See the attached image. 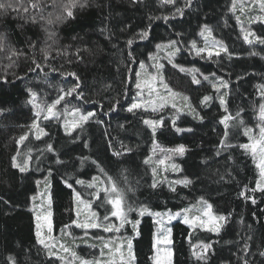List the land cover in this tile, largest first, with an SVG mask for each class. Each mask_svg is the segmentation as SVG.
<instances>
[{
	"label": "trees",
	"instance_id": "trees-1",
	"mask_svg": "<svg viewBox=\"0 0 264 264\" xmlns=\"http://www.w3.org/2000/svg\"><path fill=\"white\" fill-rule=\"evenodd\" d=\"M177 7L184 8L183 16L177 15L167 22L149 20V17L171 16ZM13 15L0 16V33L6 34L8 44L24 55L14 57V66L8 68L9 60L0 53V76L7 74L10 81L0 83V109L4 110L0 115V264H8L9 256L14 257L17 264H60L58 260L49 259L36 242L31 201L38 189L37 181L45 182L49 189L52 227L54 235H58L62 230L72 233L71 228L65 226L75 218L73 189L65 186L66 180L82 199L92 201V210L101 219L106 208L110 212L109 205L101 206L100 200L93 201L91 193L96 189L86 186L97 176L101 180L110 176L116 181L126 191L127 205L134 209L144 206L153 211H176L203 198L215 214L229 217L219 234L173 222L170 225L173 264H203L192 255V245L201 243L212 245L207 253V264H244V258L248 264H264V257L259 255L264 251V193L250 191L255 188L257 176L249 154L239 147L246 143L243 127L229 129L228 142L233 147L221 149L217 154L225 131L219 123L223 116H235L239 111L244 126L256 127L261 103L256 86L264 84V45L254 40L252 44L245 43L240 29L250 20L240 17L241 24H237L231 0H193L191 7H185V0H176L175 6H162L159 0H143L136 4L132 0H87L86 7L74 10L73 18L49 26L56 33L55 43L48 39L41 24H25L20 19H13ZM204 25L227 46L231 58L225 53L212 57L201 54V58L190 50L193 40L198 46L199 32ZM260 25L255 23L250 27L258 31L262 28ZM144 31L148 35L141 39L139 34ZM129 40L132 41L130 46ZM173 40L179 41L181 47L173 59L179 67L163 63L165 81L174 91L189 98L187 104L195 108L202 119L194 118L186 105L180 108L178 115L168 108L155 113L142 109L128 112L126 109L137 91L134 78L140 62L148 64L157 45H167ZM32 43L36 45L35 49L29 47ZM48 45H52L53 58L44 61L41 49ZM57 51L67 52V55L58 56ZM252 52L258 55L253 56ZM33 58L49 67L29 71L35 67ZM51 67L57 71L52 72ZM180 67L197 69L195 75L201 83L193 84V74L180 71ZM68 71L79 76L81 86L78 91L83 93V99H76L74 94L62 101L60 107L79 108L96 115L71 135L65 134L57 120L40 122L48 135L36 140L30 133L29 140L22 146V150L32 149L29 170L21 173L13 169L11 157L16 154L15 138L27 131L22 126L30 125L34 119L32 107L26 103L29 99L27 89L31 88L41 100L50 103L57 98L60 89L76 83L72 77L61 75ZM204 75L210 80H203ZM17 76L23 79H16ZM217 78L229 85L226 89L221 88L219 93H227L223 97L224 107L211 83L219 84ZM205 95L211 97L206 106L201 103ZM113 104H116V110L110 112ZM173 118L176 127L192 131L176 132ZM144 119L163 120L165 127L157 130L159 147L183 145L187 149L175 163L179 169L178 178L189 179L191 184L169 185L153 176L151 164L144 163L151 157L153 146L151 131L143 124ZM48 144L53 145L54 152L45 150ZM122 145L132 151L114 156L113 151H124ZM83 157L89 159L81 164ZM57 159L62 163H56ZM92 160L105 169L106 175L98 171ZM77 179L86 184H76ZM154 181L157 183L155 189L151 187ZM170 186L176 190L171 191ZM99 187L103 188V184ZM129 188L133 191H127ZM241 192L251 199L242 198ZM100 195L103 196L102 191ZM136 214V211L128 213L129 219L141 221L139 235H135L132 226L127 224L128 232H122V236L135 237L134 264H152L154 223L150 217H136ZM83 240L87 241L79 243V255L95 257L97 247L89 250L87 245L91 240ZM245 244L248 245L246 257ZM75 246L70 248L75 250Z\"/></svg>",
	"mask_w": 264,
	"mask_h": 264
},
{
	"label": "snow or ice",
	"instance_id": "snow-or-ice-1",
	"mask_svg": "<svg viewBox=\"0 0 264 264\" xmlns=\"http://www.w3.org/2000/svg\"><path fill=\"white\" fill-rule=\"evenodd\" d=\"M143 0H132L133 4L136 3H142ZM159 3L163 5H172L175 6L176 0H159ZM193 3V0H185V7H191ZM251 4L253 5L252 8L249 10L255 11L254 5H259V10L261 13H264V0H251ZM87 5V0H0V16H7V15H13V19H20L25 24L32 23V24H41L43 27V30L47 33L48 39L52 40L53 43H55L54 37L56 36L55 31H52L49 26L63 24L66 22L67 19L74 17V10L76 8L83 9ZM247 5L243 4V0H241V6L240 11L243 13ZM237 9V0H232V10L235 12ZM183 16L184 15V8L177 7L175 12L171 14V16H163V17H149V20L153 19H163L165 22L169 21V19H175L176 16ZM261 23H264V15H257L254 18ZM237 24H241L240 17H236ZM18 27H23V25H18ZM241 32L244 33L243 39L245 43L252 44L253 39H255L256 42L259 44L264 45V37L257 36L256 33L252 32L251 30H245L243 26L241 25ZM213 30L207 26L204 25L201 27L199 35L204 39V47H198L197 42L193 40L190 44V50L194 51L196 55H201L202 53H207L208 57H212L213 55L219 56L221 52L228 54L229 58H231V53L229 52L227 46L220 40H217L213 37ZM140 38H146L148 35L147 31H144L139 34ZM179 36L180 33H177ZM252 37L253 39H250ZM129 46L132 44V41H128ZM35 44L32 43L29 45L31 49H35ZM158 50L160 49H172L171 51L167 52V58L168 62L172 64L174 68L179 67L177 64L173 63V57L176 55V53L181 51V47L179 46V41L173 40L170 41L167 45H157L156 46ZM52 51V45H48L46 48L41 49L42 57L44 61H49L53 57L51 56ZM0 53L5 54V58L9 60V64L7 65L8 68H11L14 66L15 61L13 60L14 57H19L21 55H24L23 52L18 51L16 48L12 47L8 44L7 36L6 34L0 33ZM251 55L255 56L258 55L256 52L250 53ZM57 55H67V52H60L57 51ZM132 54L129 53V57L131 58ZM150 60L155 61L152 64V68L155 69L154 72H149L146 64L144 62H140L139 68L140 71L135 72L136 76V82H135V88L140 90L137 92V96H141L143 94V91L145 88L148 90V99L138 103L133 102L131 105L126 109L128 112H134V110H138L143 108L145 111H148L150 108L153 113L160 111L168 106L169 102L171 101V106L176 109L177 112H180L181 109L177 108L175 103V98L180 97L187 107H189L190 112L194 115V118H200L199 112L196 111L195 108L191 107V105L187 104L189 98L186 95H182L179 92L174 91L165 81L163 69L164 65L160 63L155 56H150ZM135 62V61H133ZM32 64L35 66L33 68H30L29 71H36L38 69H42L44 67H49L47 63L41 64L40 61L33 58ZM50 70L52 72L57 71L54 67H51ZM180 71L182 72H190L193 74L192 76V83L193 84H200L201 80L197 79L195 73L198 72L197 69H184L180 67ZM142 74L144 76V79L142 80ZM63 77H72L76 83L67 89H60L59 95L57 98L50 103L41 100L38 97V94L33 91L31 88L27 89L29 99L26 101L27 104L31 105L33 110V117L30 125L22 126L26 127L28 130L25 131L23 134H21L18 138H15L16 143V154L11 157V167L13 169H18L21 173H24L29 170L30 163L33 160L32 156V149L28 148L27 150H22V146L25 144V141L29 140V134L32 133L35 136L36 140H40L42 136H47L48 133L45 131L44 127H42L39 123L41 119L45 121H50L53 119L59 120L61 118V115L67 117L68 115L73 116L72 121H68L65 119L63 123V127L65 130L66 135H71L73 131H75L78 128H82L83 125L87 122H89L90 118L96 115L94 112H87L86 114L81 113L79 108H72L71 111L67 107H65L64 112L61 113L58 110V105L61 104L62 101H65L68 97H72L75 94L76 99H83V93L78 91L81 86V81L79 76L72 71L61 73ZM214 75V74H213ZM16 79H23V77L17 76ZM219 84L216 82H211L213 89L220 93L221 88H228V83L226 81H223L222 79H219ZM203 80L209 81L210 78L207 75L203 76ZM0 83L7 84L10 83V81L7 79V74L0 76ZM157 83L163 87L164 94H160L159 90L157 88ZM127 86V85H126ZM257 89L259 90L260 97H261V103L259 104L258 108V121L257 127L259 129L258 134L254 132L253 128L244 126V121L240 118V112L237 111L235 116H232L231 114L223 116L219 123L224 126V134L223 138L220 140L219 148L217 151V154H220V150L224 148H230L233 147L232 144L228 142L229 137V129L231 127H243L244 135L248 137L249 143L241 144L239 147L244 149L246 152L250 153L253 162L255 163L256 168L259 170V179L256 181L255 188L250 189L253 193L256 191H260L261 193H264V84L257 85ZM153 93H156L157 95L153 98ZM227 93L220 94L219 102L222 107L225 106V99L223 98L226 96ZM211 99L210 96L205 95L203 99L201 100V103L206 106V102H208ZM119 101L116 102L118 104ZM116 104H113V106L109 109V111H115L116 110ZM2 109H0V115L3 114ZM225 111L227 112V108L225 107ZM78 116V119L76 117ZM230 121H235L236 123H230ZM96 123H101V121H96ZM143 124L146 125L152 135V145L153 149L159 147L157 142V130L165 127V124L162 119H144ZM176 121L175 118L172 119V125L175 128L176 132H182V131H192V129H182L175 126ZM121 127H123L121 125ZM112 147V145H109ZM85 147H87V144H85ZM122 147H124L122 145ZM47 152H54V147L51 144H48L45 149ZM159 150L164 153L168 154H179L181 156L184 155L186 152V148L183 145H180L176 148H162L159 147ZM132 149L124 147L123 152H117L113 151L114 156H121L125 153L131 152ZM36 160H39V157H35ZM88 157L81 158V164H83L85 161H87ZM149 159H146L144 161L145 164L149 163ZM171 155H166L164 159L158 160V164L164 165L166 160H170ZM231 159V157H229ZM56 163H62L59 159L56 160ZM92 164L96 165L98 171L102 175H106L105 169L96 161L92 160ZM171 167L173 170L178 169V165L175 163L171 164ZM153 175H156V169H152ZM231 175V173H229ZM47 180V177L45 178ZM172 184H183L185 186L192 183L189 179H183V180H175L171 182ZM37 184H40V181H37ZM64 184L66 187L73 189L72 191V198L76 202V215L79 217L80 210L79 205H84L85 208L89 210V218L84 221L80 222L78 219L73 220L71 222V225H66L65 228H69L71 226H75L76 228H80L85 230V237L88 236V230L89 229H100L104 233H115L119 234L121 229L125 227L126 224H131L133 231L135 235H139L138 226L140 225L141 221L139 219L136 220H130L128 213L136 211L137 214L141 217H143L145 214H148L153 217H160L162 215H167L169 221L172 219H176L177 217L181 216V212H177L175 214L172 213H159V212H151L147 207L141 206L138 209H134L131 206L127 205L126 201V191L124 189H121L116 181H114L110 176H106L104 180H101L99 176L93 177L92 182H87V187L89 189H96V191L92 192L91 195L95 200L101 201V206L103 204H107L111 206V211L109 212L108 209H105V215L103 216L102 220L98 216V213L94 210H92V201H85L82 199L81 194L73 188V185L69 183L67 180L64 181ZM76 184L79 185H85L86 182L84 180L77 179ZM103 184V188H100L99 185ZM153 189L157 187V183L154 181L151 185ZM171 191H175L176 189L174 187L170 186ZM103 192V196L100 195V192ZM127 191H133V189L129 188ZM242 198L245 200L251 199V197H248L245 195L244 192H241L239 194ZM33 200L36 199V197H32ZM5 203H7L5 201ZM52 203V197L51 195L48 196V204L49 207H51ZM252 203L255 204V199H252ZM197 205H206L204 208L197 209ZM197 205H192L191 207L182 209L183 213V219L182 223L187 224L190 228L199 226L201 228H207V231L213 232L216 234H219L220 229L223 227V223H226L229 217H226L224 215H213L212 214V206L210 204H207L206 201L201 198L197 201ZM194 209L200 211L203 213L204 217H207L208 220L204 221L201 216L199 215H192L189 216L188 213L192 212ZM52 212L48 211L47 215L44 216V220L46 221L47 229L49 235L46 237H43L41 235V225L40 223L36 224V242L38 245L42 246L45 250L47 257L49 259L59 260L61 264H103L100 260H88L85 258L80 257L77 255L76 251L72 248L68 247L65 243L58 241L56 237L51 236L52 232ZM112 218H115V221H118L116 223ZM37 221H39L40 217H36ZM159 223L163 224V221H158ZM211 223L212 226L208 227L207 225ZM167 232L166 242L171 243V229H165ZM63 235H71L70 232H64L62 230ZM134 236L129 237H120V236H111L108 238H105L103 236H95L92 237V239L100 240L102 242V248L100 255H104V249H108L109 252H115L118 253L120 256L121 264H134L135 256L133 255V239ZM120 241V243H117V241ZM126 244V253L124 251ZM90 247H94L95 245H89ZM156 241L154 238L153 247L155 248ZM212 247L209 243H201L199 245H192L193 251L192 255L195 257V259L198 262H203V264H207V253L208 250ZM199 249L197 251L196 249ZM244 252L245 257L248 254V245L245 244L244 246ZM63 253V254H61ZM259 255L261 257H264V251H260ZM169 256H171V252H169ZM8 264H17V261L14 257L9 256L8 258ZM114 264V262H113ZM244 264H248V261L246 258H244Z\"/></svg>",
	"mask_w": 264,
	"mask_h": 264
},
{
	"label": "rangeland",
	"instance_id": "rangeland-1",
	"mask_svg": "<svg viewBox=\"0 0 264 264\" xmlns=\"http://www.w3.org/2000/svg\"><path fill=\"white\" fill-rule=\"evenodd\" d=\"M243 4L247 5V7L245 8L244 12L242 13L240 11L241 0H237V9L235 11L237 16L244 17V18H247V19L250 20L248 23H246L245 26H243V28L245 30H251L252 32L256 33L257 36L264 37V23H261V22L255 20V19H250L251 17L254 18L257 15H264V13L260 12L259 5L255 4L254 5L255 11H251V10H249L250 8L253 7V5L251 4V0H243ZM231 7H232V0H231ZM255 23H260L261 24L260 26H262V28H260L258 31H256L255 29H251L250 25L255 24ZM243 35H244V33H241L242 38H243ZM250 39H253V38L251 37ZM253 40L255 41V39H253ZM198 47H204V39L201 36H200V42L198 44ZM169 51H171V50H169ZM169 51H168V49H160V50L157 49L156 52H154L153 56H155L156 59L158 58V61L163 64V63L168 62L167 52H169ZM178 53H176V55H178ZM222 53L223 52H221V54ZM176 55L173 57V59L176 57ZM202 55L207 56V53H202ZM154 62L155 61H153V60H149V63L146 64L149 72H154L155 71V69L152 68V64ZM137 71H140V68H138ZM143 79H144V76L142 74V80ZM135 82H136V76L134 78V83ZM156 86H157L160 94L166 95V93L164 92V89H163L162 86H160L158 83H157ZM136 90L137 91H136L135 95L133 96L131 103H133L134 101L138 102V103H141V102H143V101L148 99V90H147V88L144 89L143 94L141 96H137V92L140 91V90H138V89H136ZM217 94L220 95L219 93H217ZM156 95H157L156 93H153V98ZM175 103H176L177 108L185 107L184 106L185 103L180 97H176L175 98ZM57 107H58V110L61 113L64 112L65 108L60 107V105H58ZM166 108L172 110L177 115L179 113V112L176 111L175 108H173L171 106V101L169 102L168 106L165 107L164 109H166ZM141 109L144 110L143 108H141ZM164 109H162V110H164ZM69 111H71V110H69ZM80 111H81V113H84V114H86L87 112H91V111H82L81 109H80ZM148 111H151V109L149 108ZM65 119H67L68 121H72L73 116L68 115L67 117H65V116L61 115V118L59 120H57V121H59V123H60V125H61L63 130H64L63 123H64ZM76 119H78V116L76 117ZM42 121H45V120L41 119L39 121V123L42 122ZM52 121H56V119H53ZM258 123H259V121H258ZM257 124H256V127L254 128V132L258 134L259 129L257 127ZM64 132H65V130H64ZM33 137H35L34 134H33ZM246 143H249V140H248L247 136H246ZM248 154H249L250 158L253 161V158H252L251 154L250 153H248ZM150 155H151V159L149 160V163L151 164V168L152 169L153 168L156 169V175L155 176L153 175L155 178H157L158 180L166 181V182L169 183V185H172V183H171L172 181L181 180L180 178H178L179 169L173 170L172 167H171V164L175 163V160L178 158L179 154L164 153V152H161L159 150V147L154 150L153 146H152V150L150 152ZM166 155H171V159L170 160H166L164 165L158 164L157 163L158 160L164 159ZM254 166H255V163H254ZM255 170H256V176H257L256 177V181H257L259 179V170L256 168V166H255ZM152 174H153V172H152ZM256 181H255V186H256ZM174 185H182V184H174ZM49 195L50 194H49V189L47 187V184H45V182L42 181V183H40L38 185L37 192L34 195L36 197V199L35 200L32 199V201H31V210H32L33 219H34L35 232H36V224L40 223V225H41L40 231H41V235L43 237H46V236L49 235L48 229H47V225H46V221L44 220V216L47 215V212L51 211V209L49 207V204H48V196ZM94 200L95 199L93 198V201ZM207 204H209V203L207 202ZM192 205H197V201L194 204H191V205L187 206L186 208L191 207ZM76 207H77V205H76V202L74 201V214H75L74 220L78 219L80 222L86 221L89 218V210L87 208H85L84 205H79L80 215H79V217H77V215H76ZM204 207H206V205H197V209L204 208ZM110 209H111V206H110ZM150 211L151 212H159V213H162V214L169 213V212L172 213V214H175L177 212H181V216L180 217H177L176 219H172L171 221H169L167 215H162L160 217H153V216H150L148 214L144 215V216L150 217L153 220V223H154V229H153V234H152V247H153V243H154V238H155V241H156V246H155V248L153 247L152 264H173V262H172V257H173L172 247H171V243H167L166 242V237H167L168 234L165 231V229H170V225L173 222H176V221H179L181 224H183L184 226H186L188 228H190V227L187 224L181 222L182 219H183L182 209L176 210V211H173V210H163V211L150 210ZM212 214L214 216L217 215V214H215L213 212V210H212ZM188 215L189 216L199 215V216H201V218L204 221L208 220L207 217L203 216L202 212H200V211H198L196 209H194L192 212L188 213ZM36 217H40L39 221H37ZM136 217H140V216L138 214H136ZM112 219L115 221V218H112ZM51 220H52V218H51ZM161 220L163 221V224L158 222V221H161ZM115 222L118 223V221H115ZM126 225H125L124 228L121 229L119 234L104 233L100 229H89L88 230V236L85 237V230L80 229V228H76L73 225V226L70 227L71 230H72L71 235H63V234H60V233L58 235H54L53 227H52V232H51L50 235L56 237L58 241H61V242L65 243L68 247H74L75 244H76L75 251H76L77 255H79V250L81 248V246H79V243L81 242L80 243V245H81L82 241L83 242L87 241V240H83V239H90L91 242L88 243V244L89 245H95V246L94 247H90L89 245H87L88 249L92 250L95 247H97V249H98V250H96L95 255L93 254L95 257L89 256L87 258L85 256L79 255L80 257L88 259V260H93V259L100 260V261L103 262V264H113V262H114V264H121L119 254L115 253L114 251L113 252H109L108 249H104V255L101 256L100 252H101V248H102V242L100 240L92 239V237H95V236H103L105 238H108V237H111V236L124 237V236H122V232H124V233L128 232V230L126 229ZM128 225H129V227L132 226L131 224H128ZM207 226L211 227L212 224L209 223ZM73 229H75L76 231H73ZM190 229H197V230H200V231L209 232V231H207V228H201L199 226H195V227H192ZM67 232H70V231L67 230ZM210 233H213V232H210ZM213 234H215V233H213ZM170 239H171V236H170ZM62 240H65V241H62ZM117 243H120V241L118 240ZM124 251H125V253L127 251L126 244H125ZM169 252H171V256H169ZM61 254H63V253H61ZM60 264H61V262H60Z\"/></svg>",
	"mask_w": 264,
	"mask_h": 264
}]
</instances>
